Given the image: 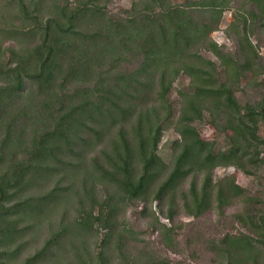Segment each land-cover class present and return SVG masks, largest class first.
<instances>
[{
  "label": "trees",
  "instance_id": "1",
  "mask_svg": "<svg viewBox=\"0 0 264 264\" xmlns=\"http://www.w3.org/2000/svg\"><path fill=\"white\" fill-rule=\"evenodd\" d=\"M117 1L0 0V264H264V0Z\"/></svg>",
  "mask_w": 264,
  "mask_h": 264
},
{
  "label": "rangeland",
  "instance_id": "2",
  "mask_svg": "<svg viewBox=\"0 0 264 264\" xmlns=\"http://www.w3.org/2000/svg\"><path fill=\"white\" fill-rule=\"evenodd\" d=\"M178 1H182V0H178ZM128 3V0H118L116 2V5L122 4V5H126ZM231 20V13L227 12L225 13L224 16V22L223 25L221 26V28L215 32L212 33V37L214 40H216L218 43H223V42H228V40L225 37V34L223 32L224 27L227 25V23ZM261 133L264 134V125L261 127ZM201 134L204 137H217V133L209 126H205L201 129ZM177 138V134L175 133V131H173L172 129H167L166 132L164 133L162 142L160 144V153L162 155V157L164 159L168 158V155L170 153L169 150V144L170 141H172L173 139ZM233 172V168H220L216 170V175H223V174H227V173H231ZM237 175V179L238 182L241 185H245L250 187V189L255 190L256 186L255 184L252 182L251 178H247L244 175H242L240 172H236ZM132 209L130 208L127 215H126V222L129 225L132 226H137L139 228H144L145 225L147 224L146 219H137L133 216L132 214ZM237 210V206H234L233 208H231L230 210H227L226 213L229 214L231 212H234ZM216 218V214L214 212H209L206 214V216L201 220V226L203 228H211L214 225V221ZM163 221V217L161 218ZM190 219L184 215H179L175 218V223L180 224V225H187L188 221ZM116 226V222L115 219H111L108 220L104 226V229L106 230H111ZM184 231V228L181 229V232L178 236V238L181 240V246L177 249L176 252H172V251H164L163 249L160 248V244L158 243V237L156 235L155 232H151L148 233L147 231H145V242L143 243L144 245H149V246H153L155 247L158 251V253H162L167 255L170 259L173 260H178L181 258H185L188 259V261H190L191 263H198V264H211V261L209 260V256H201L195 253H192L191 248H190V243L191 241H187L185 242L184 240V235L182 234ZM194 237H196V235L194 234ZM190 240L193 241V239L190 238ZM36 245H40V242H37ZM192 245H195V242H192ZM200 254V253H199Z\"/></svg>",
  "mask_w": 264,
  "mask_h": 264
}]
</instances>
